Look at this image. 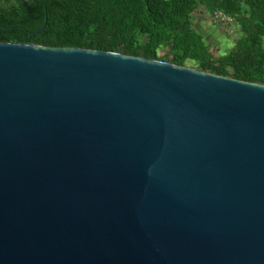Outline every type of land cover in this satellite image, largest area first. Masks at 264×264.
Wrapping results in <instances>:
<instances>
[{"label":"water","instance_id":"1","mask_svg":"<svg viewBox=\"0 0 264 264\" xmlns=\"http://www.w3.org/2000/svg\"><path fill=\"white\" fill-rule=\"evenodd\" d=\"M0 264H264V84L0 42Z\"/></svg>","mask_w":264,"mask_h":264},{"label":"trees","instance_id":"2","mask_svg":"<svg viewBox=\"0 0 264 264\" xmlns=\"http://www.w3.org/2000/svg\"><path fill=\"white\" fill-rule=\"evenodd\" d=\"M203 7L241 35L214 56L192 27ZM264 0H0V42L75 47L170 62L264 84ZM164 51L163 53H161Z\"/></svg>","mask_w":264,"mask_h":264},{"label":"rangeland","instance_id":"3","mask_svg":"<svg viewBox=\"0 0 264 264\" xmlns=\"http://www.w3.org/2000/svg\"><path fill=\"white\" fill-rule=\"evenodd\" d=\"M193 29L203 37L204 41L211 46L214 56L224 55L236 45L241 33L235 23L218 21L211 16L203 7L198 8L192 15ZM264 48V37H263ZM162 51L161 53H163ZM188 66L193 67L189 62Z\"/></svg>","mask_w":264,"mask_h":264},{"label":"built area","instance_id":"4","mask_svg":"<svg viewBox=\"0 0 264 264\" xmlns=\"http://www.w3.org/2000/svg\"><path fill=\"white\" fill-rule=\"evenodd\" d=\"M214 18L218 21H228V22H232L231 18L226 17L223 13L219 12L217 14H215Z\"/></svg>","mask_w":264,"mask_h":264}]
</instances>
